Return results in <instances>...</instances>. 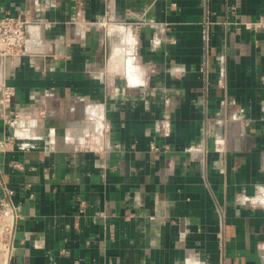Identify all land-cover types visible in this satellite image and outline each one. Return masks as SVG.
Masks as SVG:
<instances>
[{
  "label": "crops",
  "instance_id": "crops-1",
  "mask_svg": "<svg viewBox=\"0 0 264 264\" xmlns=\"http://www.w3.org/2000/svg\"><path fill=\"white\" fill-rule=\"evenodd\" d=\"M4 15L30 22L0 55V264H264V0Z\"/></svg>",
  "mask_w": 264,
  "mask_h": 264
},
{
  "label": "built area",
  "instance_id": "built-area-1",
  "mask_svg": "<svg viewBox=\"0 0 264 264\" xmlns=\"http://www.w3.org/2000/svg\"><path fill=\"white\" fill-rule=\"evenodd\" d=\"M29 22L30 19L27 16L4 15L0 17V55H18L21 53L26 40V26ZM13 94L14 90L10 85L3 86L1 98L4 103L10 102ZM150 148L153 151L160 150L155 142L150 143ZM1 206L8 207V202L2 200ZM3 213L0 211V224L3 225L7 239L13 230L6 216L5 218L2 217Z\"/></svg>",
  "mask_w": 264,
  "mask_h": 264
}]
</instances>
